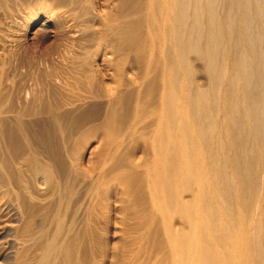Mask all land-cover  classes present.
<instances>
[{
	"label": "bare ground",
	"instance_id": "1",
	"mask_svg": "<svg viewBox=\"0 0 264 264\" xmlns=\"http://www.w3.org/2000/svg\"><path fill=\"white\" fill-rule=\"evenodd\" d=\"M3 13V261L264 264V0Z\"/></svg>",
	"mask_w": 264,
	"mask_h": 264
},
{
	"label": "rangeland",
	"instance_id": "2",
	"mask_svg": "<svg viewBox=\"0 0 264 264\" xmlns=\"http://www.w3.org/2000/svg\"><path fill=\"white\" fill-rule=\"evenodd\" d=\"M2 15L4 16V17H2ZM2 18V19H1ZM3 19H5V20H3ZM7 19L9 20V18H7L6 17V15L3 13V14H1L0 15V24L2 25V26H0V33H1V28L2 27H4L5 25L7 26L6 27V29H7V31L8 30H10L11 29V27H9V24H7V23H9V21H7ZM1 20L3 21L2 23H1ZM5 21V22H4ZM5 25H4V24ZM4 25V26H3ZM40 27H41V25H35L34 27H33V29H32V32L34 33V35L35 36H37V37H35V39L33 40L34 41V43H36L35 41H40L39 39H41V41H44V37H43V35H44V33L42 32V30L40 31ZM8 28H10V29H8ZM2 29H5V28H2ZM6 29L5 30H3L2 32H4V31H6ZM6 32H4V34H5ZM42 33H43V35H42ZM3 33H1V35L0 36H2V35H4ZM45 36V35H44ZM3 37V36H2ZM34 38V37H33ZM36 38H37V40H36ZM0 40H2V38L0 37ZM45 40H47L46 41V43H49V42H51L52 41V39H48V38H46ZM0 42H2V41H0ZM30 45L32 44V43H29ZM2 44H0V48H2V46H1ZM33 45V44H32ZM2 49H0V51H1ZM3 51V50H2ZM1 51V52H2ZM0 52V60H1V58H2V60L0 61V63H2L3 62V60H4V53L2 52L1 53ZM3 54V56H1ZM1 65V64H0ZM1 68V67H0ZM95 145V143H93V146ZM2 250H4V248H2V244H1V242H0V254L2 253ZM0 264H8V262H5V261H3L1 258H0ZM10 264H14V263H10Z\"/></svg>",
	"mask_w": 264,
	"mask_h": 264
}]
</instances>
